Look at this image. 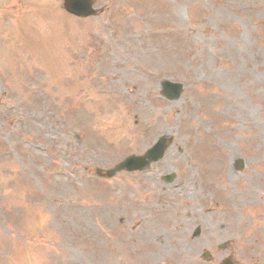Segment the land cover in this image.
<instances>
[{
    "label": "rangeland",
    "instance_id": "374dc122",
    "mask_svg": "<svg viewBox=\"0 0 264 264\" xmlns=\"http://www.w3.org/2000/svg\"><path fill=\"white\" fill-rule=\"evenodd\" d=\"M61 2L0 0V264L187 257L194 182L219 207L213 239L264 243V0H101L81 21ZM167 77L180 99L160 95ZM162 133L174 182L96 177Z\"/></svg>",
    "mask_w": 264,
    "mask_h": 264
},
{
    "label": "bare ground",
    "instance_id": "6f19581e",
    "mask_svg": "<svg viewBox=\"0 0 264 264\" xmlns=\"http://www.w3.org/2000/svg\"><path fill=\"white\" fill-rule=\"evenodd\" d=\"M225 88H226L227 90H229V91H232V90H233V88L230 87V84H227V86H226ZM234 90H235V94H236V96L241 97V98L244 100V95H243V94H239V93L236 91L235 88H234ZM241 110H244L243 107L241 108ZM245 111H247V108H245Z\"/></svg>",
    "mask_w": 264,
    "mask_h": 264
},
{
    "label": "water",
    "instance_id": "95a60500",
    "mask_svg": "<svg viewBox=\"0 0 264 264\" xmlns=\"http://www.w3.org/2000/svg\"><path fill=\"white\" fill-rule=\"evenodd\" d=\"M173 96H177L176 94L175 95H170V97H173Z\"/></svg>",
    "mask_w": 264,
    "mask_h": 264
}]
</instances>
